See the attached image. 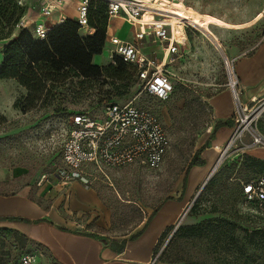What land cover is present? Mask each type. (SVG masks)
Here are the masks:
<instances>
[{"label":"rangeland","instance_id":"1","mask_svg":"<svg viewBox=\"0 0 264 264\" xmlns=\"http://www.w3.org/2000/svg\"><path fill=\"white\" fill-rule=\"evenodd\" d=\"M64 1L58 7L65 8L70 17H75L76 4L80 0ZM155 5L158 17L171 30V40L179 41L178 51L172 54L166 66L174 85L168 99L159 100L141 93L140 82L133 75L129 92L122 97L109 83L99 82L85 93L80 103L69 105L67 113L46 109L23 111L15 103L26 95V88L13 78L0 79V190L9 188L2 179L10 177L11 171L18 168L26 169L24 174L29 180L37 181V177L46 175L49 181H53V173L63 164L61 150L67 135L66 122L71 114L89 112L92 117H100L107 103L135 98L139 105L153 109L160 116L170 139V147L163 163L155 169L138 162L103 167L102 170L90 167L89 185L99 192L109 214V224L101 230L110 235L130 232L164 200L178 194L192 158L199 156L198 141L208 133L213 121L211 97L226 87L232 88L226 60H230L228 62L233 64L234 70L236 61L229 57V50L238 47L241 52L253 40L252 34L258 33L260 37L264 30V0H182V3L156 0ZM152 16L153 13L146 12L135 26L123 19L108 17L107 30L109 32L110 28V32L136 41L138 28H152L146 27L150 25ZM29 28L33 29L32 24ZM80 32L86 35L84 30ZM138 42L151 57L158 59L167 46L164 42L155 41L152 35L144 36ZM112 47L106 39L102 53L97 54V57L105 55L106 61H95L98 65L106 67L117 63L113 61L115 56H110ZM3 50L4 44L0 42V62ZM263 99L250 101L249 106L259 105ZM256 128L264 135V111L257 120ZM245 141L248 142V139ZM237 147L229 150V155L215 172L222 169L212 187L207 190L204 187L197 197L198 204L193 206L196 200L179 224L177 222L167 230L157 249L159 262L264 264L261 249L249 246L244 230L238 229L236 235L245 248V254L235 249L220 252L211 240L212 232L179 233L182 226L208 227L207 219L218 216L234 220L250 232L263 226L254 205L243 202L241 185L259 173L245 165L244 156L252 155L264 160V148L245 150L242 144ZM22 240L23 237L16 233L0 230V264H21L22 255L34 254L33 249L28 250ZM249 253H254L252 258H247Z\"/></svg>","mask_w":264,"mask_h":264},{"label":"crops","instance_id":"2","mask_svg":"<svg viewBox=\"0 0 264 264\" xmlns=\"http://www.w3.org/2000/svg\"><path fill=\"white\" fill-rule=\"evenodd\" d=\"M22 1L27 6L28 25L34 26L36 18L39 20L40 0ZM60 14L74 19L77 17H70L65 8H60L45 21L52 25ZM153 18L159 17L153 14L149 27ZM140 30L147 31L146 38L152 35L155 41L163 43L151 29H137ZM108 33L125 39L123 35L110 32V28ZM252 35L253 40L244 50L240 52L238 47H233L228 53L236 61L235 70L233 66L237 77L236 90L244 102L264 97V30L260 37L258 33ZM217 44L220 46L219 42ZM140 46L150 58L157 62L164 59L163 62L167 63V47L158 59L151 57L141 43ZM95 61H106V56L97 57L96 54L93 62L99 64ZM210 105L213 121L208 133L197 144L201 162L192 165L186 172L178 194L164 200L149 219L146 218L132 231L119 235L102 232V227L106 228L109 224V214L99 192L92 186L79 180L64 184L56 176L52 177L53 181L40 176L37 181L29 180L24 173L15 174L17 169L11 171L10 177L2 179L9 188L0 190V230L23 237V245L28 250H34V264H163L158 259L153 263L160 241L186 211L234 131L232 89L226 87L212 96ZM219 122L223 123L215 129Z\"/></svg>","mask_w":264,"mask_h":264},{"label":"built area","instance_id":"3","mask_svg":"<svg viewBox=\"0 0 264 264\" xmlns=\"http://www.w3.org/2000/svg\"><path fill=\"white\" fill-rule=\"evenodd\" d=\"M93 0H80L77 6V17L81 30L92 34L94 28L89 24V9ZM107 4L110 18H121L135 25L146 12L157 14L156 0H102ZM19 4L24 5L22 0ZM155 2V3H154ZM64 0H40L38 18L34 22L33 32L43 39L50 28L61 24L68 17L60 14L58 19L49 25L45 20L60 9L58 4ZM25 6V5H24ZM20 26L28 27L26 12L20 21ZM154 35L166 43L169 50L167 63L157 62L150 58L138 42L146 32H136V41H129L107 31V40L113 45L110 56L119 55L126 62L137 66V78L140 82L141 93L165 100L173 92V80L166 69L170 55L176 53L179 41L172 43L171 30L168 26L153 24ZM237 86V85H236ZM234 98V131L226 144L223 153L227 158L229 150L238 148L239 144L246 149L264 148V135L256 128L257 120L264 111V99L259 105L249 106L242 101L236 87L232 86ZM258 99H252L254 102ZM67 135L61 150L62 166L58 167L53 176L68 184L79 180L89 185L91 166L102 170L103 167H120L131 163H141L148 168H158L170 147V139L160 116L151 108L139 105L136 99L107 103L100 117H92L89 112L71 114L67 120ZM248 139V142L245 140ZM219 158V159H220ZM222 160V162H223ZM219 161V160H218ZM43 178L48 179L46 175ZM242 193L246 203L254 205L256 212L264 224V173L242 182ZM155 255L153 263L158 259ZM36 256L26 253L21 257V264H34Z\"/></svg>","mask_w":264,"mask_h":264},{"label":"trees","instance_id":"4","mask_svg":"<svg viewBox=\"0 0 264 264\" xmlns=\"http://www.w3.org/2000/svg\"><path fill=\"white\" fill-rule=\"evenodd\" d=\"M25 12V6L19 4L18 0H0V42L4 44L0 79L13 78L27 90L26 95L16 101V107L23 111L46 109L54 113H67L69 105L80 103L85 93L99 82L109 83L119 97L129 92L132 85L130 80L133 75L137 78L135 64L124 61L119 55H115L113 59L117 63L106 67L93 62L94 55L102 53L107 39L109 16L106 2H91L89 24L94 32L86 35L81 34L78 21L68 17L64 23L52 26L47 36L41 39L29 26H20ZM222 123H216L214 128ZM244 158L246 166L257 170L258 175L264 173L263 159L252 155H245ZM198 162L201 161L195 155L190 167ZM221 170L214 173L204 190L212 187ZM25 172L26 169L19 168L14 173L19 175ZM241 195L244 202L242 186ZM196 204L198 200L193 206ZM207 224L208 227L182 226L179 233L212 232L211 240L217 250L232 252L235 249L245 254V248L236 235L238 229L244 230L249 246L261 249L264 263V224L251 232L248 228L242 229L236 221L220 216L207 219ZM253 255L254 253H249L247 258H252Z\"/></svg>","mask_w":264,"mask_h":264},{"label":"water","instance_id":"5","mask_svg":"<svg viewBox=\"0 0 264 264\" xmlns=\"http://www.w3.org/2000/svg\"><path fill=\"white\" fill-rule=\"evenodd\" d=\"M225 152L223 153L222 157L219 159V161L216 163V165L214 166V168L211 170V172L209 173L208 177L206 178L205 182L203 183V185L201 186V188L198 190L197 194L195 195V197L192 199L191 203L189 204L188 208L186 209V211L181 215L179 222L184 218V216L188 213V211L190 210L191 206L193 205V203L195 202V200L197 199V197L199 196V194L201 193V191L204 189V187L206 186V184L208 183V181L210 180V178L214 175V173L217 171L218 167L220 166V164L222 163L223 157H224Z\"/></svg>","mask_w":264,"mask_h":264},{"label":"bare ground","instance_id":"6","mask_svg":"<svg viewBox=\"0 0 264 264\" xmlns=\"http://www.w3.org/2000/svg\"><path fill=\"white\" fill-rule=\"evenodd\" d=\"M173 1H177V2H178V1H181V0H173ZM174 14H175V13H174ZM182 17L188 19L186 16H182ZM151 23H152V25H153V24H156L157 26H159V25L166 26V25L164 24V22H163L161 19H159V18H153ZM171 41H172V40H171ZM172 43H175V42L172 41ZM229 63H230V65H229ZM227 66H229V70H230L229 74H230L231 85H232L233 87H236V85H237V77H236V75H235V73H234V70H233V64L231 65V62H228V61H227Z\"/></svg>","mask_w":264,"mask_h":264}]
</instances>
